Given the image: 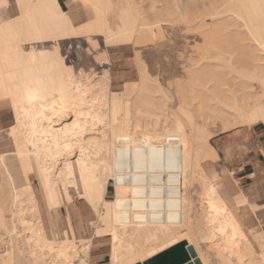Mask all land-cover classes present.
Here are the masks:
<instances>
[{
    "label": "bare ground",
    "instance_id": "6f19581e",
    "mask_svg": "<svg viewBox=\"0 0 264 264\" xmlns=\"http://www.w3.org/2000/svg\"><path fill=\"white\" fill-rule=\"evenodd\" d=\"M81 36L132 46L138 79L113 88L34 45ZM0 113V264H87L89 238L60 224L73 194L110 264L181 241L193 264H264L258 205L205 165L215 134L264 124V0H0Z\"/></svg>",
    "mask_w": 264,
    "mask_h": 264
},
{
    "label": "rangeland",
    "instance_id": "374dc122",
    "mask_svg": "<svg viewBox=\"0 0 264 264\" xmlns=\"http://www.w3.org/2000/svg\"><path fill=\"white\" fill-rule=\"evenodd\" d=\"M13 1V0H11ZM63 8H66V0H62ZM10 8L13 10L16 8V3L13 2L10 5ZM11 13L15 14L14 11H10ZM82 22L78 21V24L76 22V25H81ZM99 39V37H97ZM97 44L95 47L91 44L90 41H87L85 36H81L74 39L69 40H59L56 42L49 41V42H43V43H36L35 48L40 49L44 51H52L53 47H57L59 53L63 57V59L67 62L71 63V66L73 70L76 71V73L79 72V70H83L82 72L85 73H93L98 74L105 69L111 72V76L113 79V88H120L121 85L124 83V80L128 81H136L138 79V71L135 64V51L134 48L130 45H115V46H106L100 37L99 40H97ZM49 43V44H48ZM90 44V45H89ZM54 45V46H53ZM30 44L25 45V49H29ZM47 48V49H46ZM130 54V55H126ZM126 55V56H125ZM134 58V62L132 63V60ZM145 61L147 62V58L144 57ZM101 59V60H100ZM165 59H169V56H166ZM92 71V72H91ZM136 79V80H135ZM2 115V117H1ZM6 116V117H5ZM8 121V122H7ZM14 123V119L12 117L11 113H8L6 115L0 113V129H6L9 126H11ZM238 128H246V127H238ZM235 130V128L231 129V131L228 132H221L215 134L210 142L215 147V149L218 152V159L217 160H210L205 163L206 167H210L207 169L213 170L214 174L218 177V180L222 183L226 184V177L231 178V182H237L238 186L230 187L231 194H235L239 190L244 191V188L241 186L240 181L237 178V175L235 173V168L233 167V155L229 151V147L225 146L224 149L219 150L216 146V143L218 142V138L225 136L226 134L232 132ZM230 174V175H229ZM238 180V181H237ZM34 180L33 186L35 190L37 191V181ZM114 181L110 180L109 185L107 187V193L106 197L111 198L114 195H117L120 191L119 188L116 189V193L113 194V188H114ZM245 192V191H244ZM84 200L77 198L73 194V203L70 205H62L60 210V215L62 217V220L60 224H63L65 227V220H66V214L69 213L70 215V221L74 225V227L77 225V222L80 218L83 219L85 222V228L81 232H78L79 226L77 225L76 235L82 236V237H91L92 243H94L96 240L91 236V227L86 225V220L89 218V213H91V208L88 206L86 207L83 203ZM248 205V204H247ZM246 205V206H247ZM245 206V211L247 212V217L250 220V225H254L256 228H260V225L264 227V218H260L258 213H254L251 210H249L248 207ZM251 212L248 211V210ZM67 212V213H66ZM254 215V216H253ZM258 215V216H255ZM255 217H259L258 220ZM54 220L56 219L55 216L53 217ZM49 219L48 214L45 212L43 213V220L46 222ZM252 220V221H251ZM103 241H107L106 238H103Z\"/></svg>",
    "mask_w": 264,
    "mask_h": 264
},
{
    "label": "crops",
    "instance_id": "0c3cea01",
    "mask_svg": "<svg viewBox=\"0 0 264 264\" xmlns=\"http://www.w3.org/2000/svg\"><path fill=\"white\" fill-rule=\"evenodd\" d=\"M217 141L216 146L219 150L224 149L225 146L229 147V151L233 155V167L237 178L247 193L250 202L258 205L259 209L257 212L259 217L264 218V124L259 122L250 127L235 128V130L225 136L219 137ZM116 189L117 187L114 186L113 194L116 193ZM83 203L86 207L89 206L87 202L83 201ZM43 213L45 212L40 214L42 220ZM90 216L91 213H89V218L86 220V225L88 226H90ZM77 225L79 226L78 232L85 228V222L82 218L78 220ZM260 228L264 235V227L260 225ZM91 236L96 240L94 243H92L91 237L79 236L90 240L87 264H110L111 239L109 236H94L92 229ZM103 238H106L107 241H103Z\"/></svg>",
    "mask_w": 264,
    "mask_h": 264
},
{
    "label": "water",
    "instance_id": "95a60500",
    "mask_svg": "<svg viewBox=\"0 0 264 264\" xmlns=\"http://www.w3.org/2000/svg\"><path fill=\"white\" fill-rule=\"evenodd\" d=\"M191 258H194L195 263H198L193 247H187L186 243L181 241L151 258L136 264H193Z\"/></svg>",
    "mask_w": 264,
    "mask_h": 264
}]
</instances>
